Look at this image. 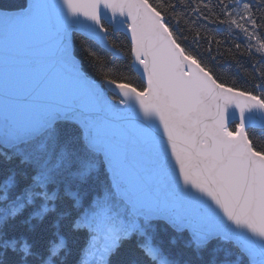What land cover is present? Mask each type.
Segmentation results:
<instances>
[{"label": "snow or ice", "instance_id": "snow-or-ice-1", "mask_svg": "<svg viewBox=\"0 0 264 264\" xmlns=\"http://www.w3.org/2000/svg\"><path fill=\"white\" fill-rule=\"evenodd\" d=\"M63 5L0 9L50 41L0 109V264H264V0Z\"/></svg>", "mask_w": 264, "mask_h": 264}, {"label": "water", "instance_id": "water-1", "mask_svg": "<svg viewBox=\"0 0 264 264\" xmlns=\"http://www.w3.org/2000/svg\"><path fill=\"white\" fill-rule=\"evenodd\" d=\"M34 2L35 0H26L24 8L12 12L24 14ZM55 3L64 15H68V9L63 5V0H55ZM79 19L84 18L81 16ZM48 31L49 24L45 19L21 27L14 35L0 25V109H3L6 104L21 101L32 91L37 82L34 78V70L43 66L45 62V53L50 43ZM14 82L18 85L15 89L11 86ZM130 103L136 116L144 122L145 118L139 110L138 103L135 100ZM151 122L159 124L155 117L151 118ZM250 130L264 131V128L257 127Z\"/></svg>", "mask_w": 264, "mask_h": 264}, {"label": "trees", "instance_id": "trees-1", "mask_svg": "<svg viewBox=\"0 0 264 264\" xmlns=\"http://www.w3.org/2000/svg\"><path fill=\"white\" fill-rule=\"evenodd\" d=\"M25 2L26 0H0V9H9L11 11L13 10H19L25 7ZM213 28V30L219 28L221 29L220 31V35H225V33H223L222 28L223 26H210ZM82 39L81 36L75 35V40H76V51L77 53H80V40ZM240 40H242V37L240 38ZM237 42H240L239 40ZM104 54V53H102ZM78 59H82V56L78 55L77 56ZM245 63V67L248 66V61L247 59H245L244 61ZM85 67L87 68V62H85ZM89 72H91V69H88ZM97 79H99V77H96ZM247 87V86H245ZM250 90V89H249ZM250 133L254 136V137H262L264 138V131H257V130H250Z\"/></svg>", "mask_w": 264, "mask_h": 264}]
</instances>
